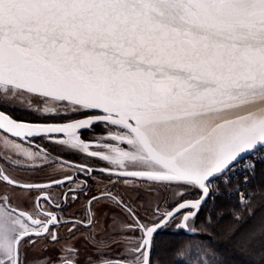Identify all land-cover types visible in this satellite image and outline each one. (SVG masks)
I'll return each mask as SVG.
<instances>
[{
	"label": "snow or ice",
	"instance_id": "1",
	"mask_svg": "<svg viewBox=\"0 0 264 264\" xmlns=\"http://www.w3.org/2000/svg\"><path fill=\"white\" fill-rule=\"evenodd\" d=\"M33 106L91 114L65 124L11 115ZM95 124L108 131L102 150L89 151L78 133ZM0 129L16 137L63 134L58 143L69 151L115 165V172L101 169L110 180L113 174L147 178L175 187L178 197L172 211L141 223L131 201L105 190L89 197L86 221H62L42 211L41 201L59 208L49 189L72 176L34 184L0 175V183L18 190H0V264H27L25 247L59 243L55 229L65 223L73 238L79 227L91 229V206L105 200L134 221L139 240L128 237L132 224L110 238L89 232L88 257L81 259L69 242L55 262L43 264H152L160 227L179 218L178 228L196 231L192 222L215 193L216 178L243 163L247 181L264 162V0H0ZM78 171L91 177L94 170L80 165ZM77 187L79 194L72 187L62 194L65 203L86 195V180ZM189 187L199 191L197 199H186L182 189ZM20 198H31V208L13 203ZM257 243L264 244V222L245 232L241 247ZM118 245H125L120 259L108 253ZM193 247L179 245L174 254L188 256ZM200 253L172 264H225L215 248L201 246Z\"/></svg>",
	"mask_w": 264,
	"mask_h": 264
},
{
	"label": "flooded vegetation",
	"instance_id": "2",
	"mask_svg": "<svg viewBox=\"0 0 264 264\" xmlns=\"http://www.w3.org/2000/svg\"><path fill=\"white\" fill-rule=\"evenodd\" d=\"M91 112L88 110L81 111L79 113L71 114L69 116L64 117H57V116H51V117H33L29 116L24 113V111H13L11 115L19 120H24L27 122H43V123H58V124H65L69 123L72 120H83L88 115H90ZM102 124H95L92 126L91 129H85L80 130L79 135L80 138L83 139L85 142H91L89 144V151L93 150H101L100 144L103 143L106 139V134L103 131ZM0 132H2L4 135H7L10 138H15L17 141L28 145L33 143L34 149L41 152H52L57 151V155L50 157V160L43 161L42 165L37 168H49V171H46L43 175H48V177L39 179V180H33L28 183H34V184H47L50 182L51 179L57 178V179H63L65 175H70L73 177V182H65V184L61 187L53 186L49 189V192L51 195L55 198V200L60 204L59 208H54L53 205L45 203L41 201L42 204V211H52L55 212L56 215L62 218V221H68L73 218L79 219V220H87L88 216V199L93 194H99L102 191L109 190L113 194H122L123 197L129 201L136 207L138 215L140 217L141 223H151L154 222L157 219V216L161 217L164 213H167L169 211H172V205L175 203L176 196L173 195L176 193L175 187H172V191L170 195H168L167 200L164 202L166 203L164 206L165 211L159 212V207L153 205V211L152 215L156 213V218L154 219H147L151 218L149 217L150 214L145 212L143 208H140L137 202V197L133 195L131 190H129V187L131 185H134V182H137L136 184H143L149 183V180H144L142 178L138 177H120L115 174L111 176V180L109 179V175L107 172H102L101 169L105 168H111L112 166L108 161H104L99 157H91L87 154V152L82 151V154L73 153V152H66L63 148H59V143H53L50 140L57 138V139H64L65 137L63 134L59 133H52V134H40L37 136H31V137H16L2 129H0ZM99 142V143H96ZM117 144L119 142H116ZM122 145V144H119ZM58 146V147H57ZM124 146V145H123ZM58 148L60 151H58ZM68 153V157H64V153ZM45 154V153H43ZM9 168L11 169H18L19 166L4 161ZM80 165H87L89 168L93 169L94 171L91 173V177H88L87 175L81 173L78 171V166ZM114 170V169H113ZM116 170H114L115 172ZM87 181V187L84 189V192L86 195H79L78 200H71L68 199L67 203L64 202L63 193L68 192V188L72 187L76 189L77 194L80 192V188L77 187V185L82 184L84 181ZM151 184H154V182H150ZM156 184V183H155ZM130 185V186H129ZM159 186V184H158ZM158 188V187H156ZM189 188L182 189L185 193L186 199L188 200H195L199 197L200 193L199 191H195L194 193H191ZM36 194L33 193V196ZM71 194H69L70 196ZM27 199L21 198V199H14L13 203L18 204L21 207H24L25 209H30L31 204L27 203ZM159 204V203H158ZM92 212L95 213L94 217V225L91 229L88 227H79V230L76 232L75 237H72V234L68 232V228L71 227V224H63L61 227L55 229L61 237V240L57 244H50L47 240H38L35 245H28L25 247V253L30 252V249L34 246H37L38 244H42L43 248L41 249L44 253H46V256H48V259L55 262L57 260V257L59 255V250L62 245L66 243H74L76 246L80 249L81 258L85 259L90 255V253L93 251L91 248L86 246V242L84 237H86L89 232H94L98 238L104 237V238H110L115 234V231H112L111 226L109 223H111L113 220L116 219V216H113L114 212L118 213L119 215H124L125 221L124 224H132L133 230L128 232V237L132 240H138L141 236V232L138 228H136L134 221L131 220V218L123 212L122 209L117 207L114 203H111L107 200L102 201L100 203L93 202L91 206ZM147 217V218H145ZM154 218V217H153ZM179 218L176 220H170L168 221L164 226L160 227L155 233H154V245L150 252V258L153 255L154 247H155V240L157 239V236L160 233H170V232H179L176 230H173L174 227L177 225ZM182 231V230H181ZM180 231V232H181ZM117 233V232H116ZM119 238V237H118ZM125 245H118L114 246L110 249H108V253L111 257L120 259L123 255V248ZM35 261V258H34ZM44 261L36 264H43Z\"/></svg>",
	"mask_w": 264,
	"mask_h": 264
},
{
	"label": "trees",
	"instance_id": "3",
	"mask_svg": "<svg viewBox=\"0 0 264 264\" xmlns=\"http://www.w3.org/2000/svg\"><path fill=\"white\" fill-rule=\"evenodd\" d=\"M228 187L221 186V193L211 195L204 203L196 218L197 233L179 231L157 236L150 258L152 264H172L174 259L187 261L201 254V246L217 249L225 264H264V244L257 243L250 249L246 245L241 247L245 232L264 222V162L257 164L249 180L247 202H240L236 194L229 195ZM209 216L211 227H207ZM202 227H207V231H200ZM230 234H233L231 238ZM183 244L195 247L188 256H176L174 250Z\"/></svg>",
	"mask_w": 264,
	"mask_h": 264
},
{
	"label": "rangeland",
	"instance_id": "4",
	"mask_svg": "<svg viewBox=\"0 0 264 264\" xmlns=\"http://www.w3.org/2000/svg\"><path fill=\"white\" fill-rule=\"evenodd\" d=\"M24 111L25 114L29 115V116H33V117H51V116H57V117H64V116H69L71 114H75V113H79V112H75V113H65L63 111L60 112H43V111H37L36 107L33 106L30 109L27 110H22ZM103 131L105 132V134L107 135V131L108 129H106L103 126ZM61 139H51L50 141L53 143L58 142ZM33 143L25 145L19 141H17V139L15 140V138H10L7 135H4L2 132H0V175H8L10 177H13L21 182H25L28 183L30 181L33 180H39V179H43L48 177V175H43L44 173H46V171H49V168H37L39 166L42 165L43 161L46 160H50V157L55 156L56 157V153L57 151H48V152H41V151H37L34 149V145H32ZM120 143H118V146L123 147V145H119ZM60 149H64L66 152H68L69 150L65 147H63L62 145H58ZM57 146V147H58ZM58 148V151H60ZM102 150V149H101ZM31 152V153H39L38 156L29 158L28 156L25 155V152ZM66 152H61L64 153V157H68V153ZM72 152V151H70ZM45 153V154H43ZM73 153H78V154H82V151H75ZM47 156V159H45L44 157ZM4 161L7 162H11L17 166H19L18 169H11L9 168L5 163H3ZM112 167V169L118 171V169H116L115 165L110 164ZM241 169H245V166L243 163L240 164V169H237L238 171H240ZM138 178H142V177H138ZM144 180H148L147 178H142ZM150 182H152L151 180H149V183H145L143 182V184H136L137 182H134V185H129V190H131V192L133 193V195L135 197H137V202L140 208H143L145 212L149 213L151 218H147V219H154L156 218V215H152L151 210L153 211V205L158 206L159 207V212L161 211H165L164 206H166L165 204V197H168V195L172 194L171 191L173 190L172 188H164L159 182H154V184H151ZM156 183V184H155ZM159 184V186H158ZM237 185L236 181L232 180L229 178L228 174L224 177H217L215 180V193H221V186H229L228 189H232L235 188ZM158 187V188H156ZM177 192V189L174 188ZM0 190L3 191H7L8 193H12L14 191H18V190H14L11 187H8L7 185H4L2 183H0ZM191 193H194L195 191H197V189L194 188H190L189 189ZM211 191V190H210ZM228 191V190H227ZM171 196V195H170ZM21 199V198H20ZM176 199H178V197L176 196ZM175 199V200H176ZM28 204H31V198H28V200H26ZM159 203V204H158ZM113 216H116L115 219V223L112 221L111 223H109V225L112 228V231L115 233L119 232L120 230V226L123 225L125 218L124 215H119L118 213L113 214ZM154 217V218H153ZM161 217V215H160ZM197 218V217H196ZM196 218L194 220V222H192V226L197 229L196 226ZM178 223L180 222L179 219L177 220ZM173 230L176 231H185L187 232L186 229L183 228H178L177 226L174 227ZM199 230L197 229L196 231H193L192 233H197ZM130 232V231H129ZM188 233V232H187ZM139 240V238H138ZM156 242V240H155ZM43 248V245L40 243L37 246H34L30 249V252L26 253L25 259L27 264H36V262L38 263V261L42 262L44 261L46 258L48 259V256H46V253H44L41 249ZM35 258V261H34ZM82 259V258H81Z\"/></svg>",
	"mask_w": 264,
	"mask_h": 264
},
{
	"label": "built area",
	"instance_id": "5",
	"mask_svg": "<svg viewBox=\"0 0 264 264\" xmlns=\"http://www.w3.org/2000/svg\"><path fill=\"white\" fill-rule=\"evenodd\" d=\"M237 169H240V164L235 167L232 171H230L228 174L229 178L236 181L237 185L235 188H232L228 191V194H236L240 202L245 203L249 200V188H248V183L251 177L254 174H251L248 176V180L244 181L243 177L245 175V169H241L238 171ZM241 194H243V201L241 200Z\"/></svg>",
	"mask_w": 264,
	"mask_h": 264
},
{
	"label": "bare ground",
	"instance_id": "6",
	"mask_svg": "<svg viewBox=\"0 0 264 264\" xmlns=\"http://www.w3.org/2000/svg\"><path fill=\"white\" fill-rule=\"evenodd\" d=\"M31 123H39V124H58V123H43V122H31ZM78 134H79V133H78ZM86 143L91 144V142H86Z\"/></svg>",
	"mask_w": 264,
	"mask_h": 264
},
{
	"label": "water",
	"instance_id": "7",
	"mask_svg": "<svg viewBox=\"0 0 264 264\" xmlns=\"http://www.w3.org/2000/svg\"><path fill=\"white\" fill-rule=\"evenodd\" d=\"M12 117H13V116H12ZM13 118H14V117H13ZM30 123H31V122H30ZM2 130H3V129H2ZM4 131H5V130H4ZM6 132H7V131H6ZM8 133H10V132H8ZM10 134H12V133H10ZM12 135H13V134H12ZM20 137H27V136H20ZM187 232H188V233H192L193 231H188V230H187Z\"/></svg>",
	"mask_w": 264,
	"mask_h": 264
}]
</instances>
